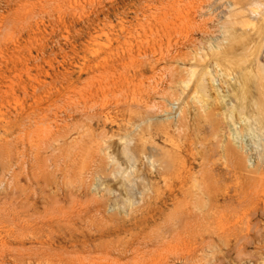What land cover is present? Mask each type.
<instances>
[{"label":"rangeland","instance_id":"obj_1","mask_svg":"<svg viewBox=\"0 0 264 264\" xmlns=\"http://www.w3.org/2000/svg\"><path fill=\"white\" fill-rule=\"evenodd\" d=\"M229 1L0 0V264H264V24L212 36Z\"/></svg>","mask_w":264,"mask_h":264},{"label":"bare ground","instance_id":"obj_2","mask_svg":"<svg viewBox=\"0 0 264 264\" xmlns=\"http://www.w3.org/2000/svg\"><path fill=\"white\" fill-rule=\"evenodd\" d=\"M229 3H231V10L228 11V13H226V16L227 17H224L225 18V21L223 22H219L217 23L216 25H214L213 27V30L211 31V34L215 31H219L221 29L222 31V28L226 29V31H230L232 35H235V36H238L237 33H241L242 36H247V34L251 32V34H257L258 33V30L261 29L259 28L260 26H262L264 24V0H230ZM199 7V6H198ZM158 9V8H157ZM256 9V10H254ZM195 10V9H194ZM195 12V11H194ZM195 14V13H194ZM185 17V15L183 16ZM182 19V18H181ZM183 20V19H182ZM184 21V20H183ZM187 21V20H186ZM185 21V23H186ZM222 21V20H221ZM261 21V22H260ZM257 22H260L259 24H257ZM184 23V24H185ZM205 24V23H204ZM262 24V25H261ZM212 25V24H211ZM264 26V25H263ZM209 27V25H208ZM199 28V27H198ZM207 28V27H206ZM205 30V29H204ZM211 30V29H210ZM209 30V32H210ZM225 33V32H224ZM212 34V36H213ZM225 36V34H224ZM245 36V37H246ZM259 36H260V33H259ZM252 37V36H251ZM254 37V36H253ZM252 37V38H253ZM232 38V37H231ZM235 38V37H234ZM250 38V39H252ZM256 38V37H255ZM259 38V37H258ZM248 41L246 42H249L248 44L245 43V46H250L252 45V43L250 44V40L249 38L247 37ZM257 39V38H256ZM232 40V39H231ZM258 40V39H257ZM257 40H252L251 42L253 41H257ZM241 42V41H240ZM244 43V41H243ZM258 43V42H257ZM234 44V43H233ZM236 44V43H235ZM242 45V48L240 46L239 50H238V54L239 56L242 58V60L244 59V57L246 56L245 55V49L243 47V44L241 43ZM255 46V44H254ZM252 46V47H254ZM213 48H215V46H211ZM210 47V48H211ZM217 47V46H216ZM231 47V46H230ZM251 47V48H252ZM256 48V47H255ZM222 49V47L220 48ZM232 50H234V47L232 46L231 48ZM253 49V48H252ZM223 50H224V47H223ZM250 49L248 48V51ZM247 51V50H246ZM251 51V50H250ZM247 53V52H246ZM228 54V56H230V51L229 53L226 52V55ZM245 55V56H244ZM252 55V54H251ZM204 56V55H203ZM235 56V55H234ZM248 57V56H247ZM237 60V59H236ZM238 61V60H237ZM241 61V60H240ZM245 61V60H244ZM243 61V62H244ZM196 62V61H195ZM194 62V63H195ZM239 62V61H238ZM242 62V61H241ZM256 63H257V66H256V70L253 72V73H248V75H250L251 77H254L255 78V81L257 80V82L259 83V85L261 86V89L264 91V65L263 64H260L259 60L257 59L256 60ZM243 65V64H242ZM245 65V63H244ZM243 65V66H244ZM195 66V65H194ZM217 67V66H216ZM222 73L224 74V76L228 77L229 76V70H228V67L227 65L225 64H221L219 65ZM218 68V67H217ZM254 70V69H253ZM252 72V70H250ZM198 73V72H197ZM203 77V76H202ZM200 80H203V79H200ZM204 81V80H203ZM200 81V83L198 82V84H201L202 86H204V82ZM199 88V86H198ZM202 89V88H200ZM199 89H197L198 91ZM203 90H204V87H203ZM200 91V90H199ZM206 91V90H205ZM203 92V91H202ZM201 92V93H202ZM199 93V92H198ZM204 93V92H203ZM202 93V95H203ZM204 96L205 93H204ZM223 97V96H222ZM204 98V97H203ZM260 106V105H258ZM264 113V112H263ZM260 117V116H259ZM258 117V118H259ZM257 119V118H256ZM263 120V119H262ZM264 124V122H262Z\"/></svg>","mask_w":264,"mask_h":264}]
</instances>
